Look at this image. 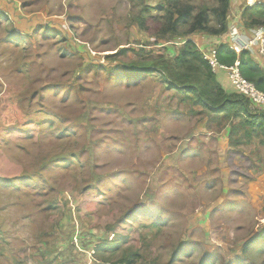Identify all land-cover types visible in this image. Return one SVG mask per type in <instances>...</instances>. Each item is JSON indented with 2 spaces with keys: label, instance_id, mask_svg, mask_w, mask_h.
<instances>
[{
  "label": "rangeland",
  "instance_id": "1",
  "mask_svg": "<svg viewBox=\"0 0 264 264\" xmlns=\"http://www.w3.org/2000/svg\"><path fill=\"white\" fill-rule=\"evenodd\" d=\"M160 1L0 0V264H264L262 138L125 80Z\"/></svg>",
  "mask_w": 264,
  "mask_h": 264
},
{
  "label": "trees",
  "instance_id": "2",
  "mask_svg": "<svg viewBox=\"0 0 264 264\" xmlns=\"http://www.w3.org/2000/svg\"><path fill=\"white\" fill-rule=\"evenodd\" d=\"M213 1L210 7L199 6L197 9L184 0H161L155 7L144 5L141 13L152 7L158 13L152 18L157 41L162 46H170L169 43L174 41L173 45L180 47H166L167 59L156 57L150 58L148 64L141 67L124 66L125 80L130 81L134 77V85H137L144 78L143 74L147 73L170 91L171 97H176L180 103L186 102L192 109H198L190 112L206 115L210 122L223 129L227 127L230 138L244 132L248 138L261 137V144L264 145V112L253 114L252 111L256 110L246 98L223 89L191 39L198 34L214 39L227 36L231 0ZM241 16L247 29L264 27V5L246 6ZM135 19L139 27L145 29L144 20L139 15ZM178 40L183 44H177ZM216 57L221 65L227 67L237 62L241 76L259 91H264V67L256 60L258 57L247 51L236 54L226 43L217 45ZM259 237L264 239V232L261 231L249 243L252 244ZM117 263L133 264L127 258Z\"/></svg>",
  "mask_w": 264,
  "mask_h": 264
},
{
  "label": "built area",
  "instance_id": "3",
  "mask_svg": "<svg viewBox=\"0 0 264 264\" xmlns=\"http://www.w3.org/2000/svg\"><path fill=\"white\" fill-rule=\"evenodd\" d=\"M177 44H183V42L178 40ZM226 44L236 54L247 51L258 57L264 67V27L252 30L250 36H244L236 25L229 26ZM202 56L213 74L218 72L226 74L227 81L234 93L246 98L252 107L260 109L264 106V91H259L251 82L241 76L237 62L229 67L221 65L216 57V48L203 51Z\"/></svg>",
  "mask_w": 264,
  "mask_h": 264
},
{
  "label": "crops",
  "instance_id": "4",
  "mask_svg": "<svg viewBox=\"0 0 264 264\" xmlns=\"http://www.w3.org/2000/svg\"><path fill=\"white\" fill-rule=\"evenodd\" d=\"M231 2V1H230ZM263 4L260 3V6H262ZM230 6H231V3H230ZM246 7V6H245ZM231 10V9H230ZM243 11V10H242ZM233 13H235L234 16H237L238 13L237 11H234V9L232 10ZM242 12L240 13V17H238L237 20H235L233 23H238V24H242V16H241ZM231 16V14H229V17ZM230 19V18H229ZM232 22V21H230ZM234 25V24H232ZM230 25V26H232ZM238 30L240 31V33L244 36H250L251 35V29H247L245 30L244 28L242 27H239L238 25H236ZM243 26V25H242ZM192 41L196 44V46L199 48V50L201 52L205 51V50H208L210 48H213L215 49L217 47V45L219 43H226V40H227V36H224L220 39H214V38H208L204 35H200L198 37L194 36V37H191ZM252 55V54H251ZM260 65L262 66V62L259 58L256 59ZM216 76V79L217 81L220 83V85L222 86L223 89H225L227 92H231V87L227 81V78H226V74L224 72H218L217 74H215ZM233 92V91H232ZM257 109V108H256ZM257 110H262V108L260 109H257Z\"/></svg>",
  "mask_w": 264,
  "mask_h": 264
}]
</instances>
